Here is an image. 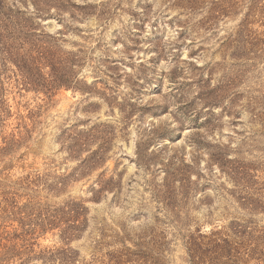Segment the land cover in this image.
I'll list each match as a JSON object with an SVG mask.
<instances>
[{"label":"rangeland","instance_id":"1","mask_svg":"<svg viewBox=\"0 0 264 264\" xmlns=\"http://www.w3.org/2000/svg\"><path fill=\"white\" fill-rule=\"evenodd\" d=\"M2 42L0 264H264V0H0Z\"/></svg>","mask_w":264,"mask_h":264},{"label":"trees","instance_id":"2","mask_svg":"<svg viewBox=\"0 0 264 264\" xmlns=\"http://www.w3.org/2000/svg\"><path fill=\"white\" fill-rule=\"evenodd\" d=\"M1 44L2 45L0 46V50H2L7 54L9 47L5 46L6 42H2ZM30 48L31 49L29 50V53H27L29 56L25 58L26 61L28 60L30 61L29 67L25 69L23 67V64L19 66L20 81L22 82V84L29 85L37 89V91L45 90L47 92H50L54 87L60 86L61 84H65L64 82L68 79L67 78L68 71L67 70L64 71V69L67 67V63H69V65L71 64L69 58L68 57L65 58L63 56H57L51 53H45L44 52L45 47L44 45L41 44L36 45L34 43L33 46H31ZM42 62H44L46 66H50L51 72L47 77H45L44 74L42 73L40 66L43 64ZM68 84L69 83L65 84V86H68ZM238 232H241V230L238 229ZM215 235H217V233L212 231L210 233V237L208 238V241L207 242L200 241V243L215 244L216 243ZM191 243L197 244L198 242H196V240L192 238Z\"/></svg>","mask_w":264,"mask_h":264}]
</instances>
